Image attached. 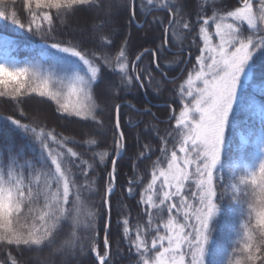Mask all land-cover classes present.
<instances>
[{"label": "snow or ice", "instance_id": "6c2138e0", "mask_svg": "<svg viewBox=\"0 0 264 264\" xmlns=\"http://www.w3.org/2000/svg\"><path fill=\"white\" fill-rule=\"evenodd\" d=\"M77 13L90 25L67 33ZM125 16L128 26L159 27L160 42L132 58L131 33L117 31ZM0 24L43 45L38 60L20 61L16 42L0 33V102L27 119L22 106L40 98L87 126L77 141L36 117L3 118L10 127L0 134V264H32L13 252L45 250V264H84L89 254L94 264H264V103L247 98L255 64L264 59V0H235L231 7L229 0H22L19 7L18 0H0ZM173 47L184 58L165 63ZM164 84L174 86L167 121L125 100L135 88L147 94ZM124 107L151 114L157 124L135 137V159L151 161L150 179L138 175L124 187L128 198L139 195L146 219L133 225L123 215L121 241L113 246L111 196L128 148ZM241 111L258 119L234 146ZM161 123L168 125L163 131ZM98 169L106 172L99 208L91 202L99 194ZM221 217L229 232L218 239Z\"/></svg>", "mask_w": 264, "mask_h": 264}, {"label": "trees", "instance_id": "16d2710c", "mask_svg": "<svg viewBox=\"0 0 264 264\" xmlns=\"http://www.w3.org/2000/svg\"><path fill=\"white\" fill-rule=\"evenodd\" d=\"M22 4V0H18V7ZM235 4V0H229V7ZM153 15H165L164 13H153ZM149 20L152 19L151 16L148 17ZM138 22H142V18L138 17ZM87 21L85 13H77L74 17H70L67 21V33H75L76 30L73 28H81L85 26ZM121 26H117V31L122 32L124 35L131 33L129 40L130 54L131 57L134 58V55L141 51L143 48H152L156 43L160 42V38L162 36V30L155 26L145 25L144 28L138 29L135 25L128 26L127 17H123L121 22ZM0 33L5 35L8 39L16 42V49L14 51V55L20 61H36L39 59L38 53L43 45L39 42L38 36H32L26 32H22L19 30H15L11 27H7L3 24H0ZM124 35H121L119 39L116 40V44L123 40ZM65 38H71L70 35H66ZM185 48L187 49V41H185ZM172 50H178V48L173 47ZM193 53V61L194 56L198 54L195 48H192ZM185 54H167L165 58V63L183 59ZM148 59L145 58L144 64H148ZM183 65L177 66L175 71H169V76H176L180 73ZM190 67V65H189ZM107 71V70H106ZM114 80H118V77L113 76ZM183 77H181L182 80ZM159 79V77H157ZM181 80H177L176 83L179 84ZM162 91H159L155 85L152 88L146 89L147 96L152 103H162L169 104L173 100V92L171 89L174 87L172 84H164L161 86ZM123 95V94H122ZM247 98L255 100L258 104L264 103V59H258L254 72L252 74L250 80V87L247 89ZM126 101H130L135 105L138 109H145L150 107L145 96L142 93V90L139 88H135L132 90L130 94L125 97ZM120 102V101H117ZM175 106V105H173ZM25 110L27 119L25 117H21L19 112L10 104H6L4 102H0V134L7 133L9 131V125L4 117L8 115H13L17 119H22L24 122H28L33 117H36L41 123L45 124L48 128H54L57 133H62L65 136L70 138H74L77 141L82 139L80 133L87 131L86 122H74L76 118L65 119L62 116H59L55 113V105L51 102H41L40 98H33L28 100L26 104L22 106ZM151 110L156 114V117L160 120H166L168 117V107H150ZM131 119L133 124L139 122L138 127H129L128 121ZM251 119H258L257 117H251V114L245 113L243 111L237 114L236 120V128L233 133L234 138V146H239L241 135H247L249 132V126L246 124ZM121 124L124 128L126 135L128 137L127 144L128 148L125 151V155L122 159L118 161V180H117V189L114 194L111 196L112 203V212H111V228H110V242L115 246L116 242L121 241V237L118 234L117 221L122 219L123 215L130 214L132 218V224L134 225L137 220L141 222L146 219L144 217L143 212L140 206L137 205L136 201L139 199V195H135L133 198H128L126 193L124 192V187L126 186L127 180L129 178H135L136 176H143L144 183L150 179V170H151V161L146 160L143 162L137 161L135 159L136 154L140 151L139 146L135 143V137L140 135L146 126L156 125V119L149 113H145L143 115L137 114V112L130 110L127 107L122 108L121 112ZM166 123L158 124V127L161 131L167 128ZM16 137L17 143H24L23 139L20 137L19 133H13ZM145 135L153 136L152 133H145ZM143 141V136H141ZM146 142V141H144ZM152 143L155 145L157 141L155 139L152 140ZM112 144L111 134L109 133V138L107 141V145L110 146ZM72 146V145H69ZM80 151L81 149H76ZM90 155V154H89ZM158 155V153H157ZM156 157L153 156L154 160ZM136 164L135 170H133L132 165ZM110 168V164L108 165ZM106 172L98 169L96 173V178L98 181L97 189L99 194L91 197V202L99 208L101 204V198L103 196V186L105 184ZM122 202V203H121ZM122 204L126 205V208H122ZM118 213H121L118 215ZM103 214L98 219V227L100 228L101 235L99 243L102 246V238H103ZM229 229L225 225V220L223 217L218 218L216 222V228L214 231L215 237L218 239H223L226 235H228ZM121 248H124L125 245L123 242L120 243ZM13 255H16L18 258L23 256V260L31 261L32 264H43L41 262H37L36 258L40 257L43 259L48 255V251L45 250L43 252H30L24 251L23 253L13 252ZM5 259L2 251H0V260ZM84 264H94V258L89 254V256L84 260ZM121 264H129L127 259L121 261Z\"/></svg>", "mask_w": 264, "mask_h": 264}, {"label": "rangeland", "instance_id": "374dc122", "mask_svg": "<svg viewBox=\"0 0 264 264\" xmlns=\"http://www.w3.org/2000/svg\"><path fill=\"white\" fill-rule=\"evenodd\" d=\"M82 28H83V27L81 26V28H73V29L77 31L78 29H82ZM252 120H253V119H251V120L246 124V126H249V125L251 124ZM48 258H49L48 255L45 256L43 259H41L40 257H37V258H36V261L45 264V261H46Z\"/></svg>", "mask_w": 264, "mask_h": 264}, {"label": "water", "instance_id": "95a60500", "mask_svg": "<svg viewBox=\"0 0 264 264\" xmlns=\"http://www.w3.org/2000/svg\"><path fill=\"white\" fill-rule=\"evenodd\" d=\"M143 92H144V95L146 96V94H145V91L143 90ZM146 98H147V96H146ZM148 99V98H147ZM153 107H155V106H157V107H162V105L161 104H155V105H152ZM124 154L125 153H122V158H123V156H124ZM116 188H117V186H116ZM116 190V189H115Z\"/></svg>", "mask_w": 264, "mask_h": 264}]
</instances>
